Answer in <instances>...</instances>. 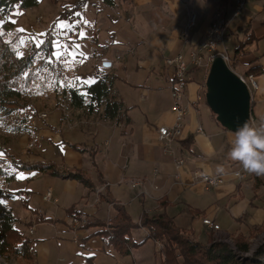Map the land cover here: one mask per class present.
Segmentation results:
<instances>
[{"label":"crops","instance_id":"obj_1","mask_svg":"<svg viewBox=\"0 0 264 264\" xmlns=\"http://www.w3.org/2000/svg\"><path fill=\"white\" fill-rule=\"evenodd\" d=\"M86 1L59 3L63 9L72 8L67 17L74 19L80 18L74 11ZM234 3L96 0L93 19L78 20L70 40L78 41L84 50L72 59L65 53L74 68L69 84L90 83L79 73L88 57L94 70L93 81L98 73L114 78L112 87L126 108L125 119L119 122L92 114L88 122L72 124L62 110H54L46 118L36 114L26 124L34 119L37 122L34 129H24L26 144L35 141L32 160L53 164L59 171H79L90 183L84 185L62 173L52 175L32 169L20 170L22 178L16 176L5 183L8 190H21L18 196H25L16 204H11L16 196L10 198V207L15 227L34 241L32 264H158L160 243L146 238L147 232L141 226L129 232L131 241L138 244L121 254L98 225L75 230L69 225V216L82 212L88 222L102 221L109 228L117 213L115 204L122 205L133 222H138L144 213L164 212L183 233L206 245L214 232L202 223L204 218L218 224L220 231L244 241L264 227V175L250 174L230 158L235 132L220 125L204 96L210 66L191 64V51L205 40L216 13L222 10L225 38L218 49L226 52L236 74L250 71L257 76L258 87L250 92V126L262 127L264 0H246L239 12ZM192 15L193 24L185 28ZM82 26L89 32L79 37ZM56 28L64 29L59 24ZM178 54L188 65L182 97L187 114L180 133L164 149L157 129L175 123L170 92L172 68L165 65V60ZM103 62L110 65L104 66ZM237 63L243 65V73L234 70ZM24 153L25 149H21V160L28 154ZM195 171L222 176L224 181L208 187L194 177ZM48 187L53 189L55 203L41 199Z\"/></svg>","mask_w":264,"mask_h":264},{"label":"trees","instance_id":"obj_2","mask_svg":"<svg viewBox=\"0 0 264 264\" xmlns=\"http://www.w3.org/2000/svg\"><path fill=\"white\" fill-rule=\"evenodd\" d=\"M37 4L38 0H0V108H14L19 98L22 99L36 91L38 85L43 86L44 80L41 77L44 73L50 77L51 88H56L61 80L66 81V54L63 50L59 53L60 48L55 47L58 40L53 32L55 20L58 18L42 33L38 44L32 42L28 54L20 53L22 32L15 28L9 15L16 6L23 9ZM71 9L64 6L59 17L70 15ZM113 79L112 76L98 73L96 79L90 83H66L65 87L71 94V105L84 109L87 114H99L106 120L122 121L125 119L126 108H123L122 101L113 90ZM28 169L52 175L62 173L84 185L90 184L86 176L79 171H59L50 163L26 164L20 159L0 156L2 182H11L15 180L17 171ZM20 192L21 190L0 187V196L7 198L18 196ZM115 209L117 213L109 222V228H106L107 224L102 221H89L84 227L98 225L102 235L121 254H127L130 246L138 244L131 241L129 232L131 228L141 226L147 232L146 238L161 244V259L158 264H261L257 258H264V245L260 246L254 257L238 259L227 244L212 241L206 245L193 240L192 236L183 233L164 212L144 213L138 222H133L122 205L115 204ZM15 222L12 208L5 202L0 203V257L5 258L6 264H32L35 261L34 241L17 229ZM263 229L264 227L258 228L256 232ZM237 244L239 250L246 251L248 248L246 242Z\"/></svg>","mask_w":264,"mask_h":264},{"label":"rangeland","instance_id":"obj_3","mask_svg":"<svg viewBox=\"0 0 264 264\" xmlns=\"http://www.w3.org/2000/svg\"><path fill=\"white\" fill-rule=\"evenodd\" d=\"M69 2H73V1H69ZM93 3H96V0H87L80 8L78 7L79 9L75 10L74 13L77 14L78 16L80 15V18L85 21L92 20L94 16ZM70 4L72 5V3ZM61 5L59 3V0H38V4L35 6H31L23 9L16 6L11 11L9 18L14 22L16 29L20 31L22 30L21 31L22 37L20 40L22 48L20 53H25V55L28 54L32 42L38 44L41 41L42 33L50 27L51 22L55 20V18L58 19L55 20L56 24L54 25L53 32L58 35V36L56 35V39L58 40V42L56 43L55 47L60 48L59 53H61V51L63 50L65 51V53H67V56L72 59V57H74L76 53L84 50L81 47V45L78 43V41L70 40L72 39L70 35L76 31L75 28L76 25H78V20H80V18L78 17V18L70 19V17L68 18L67 15L65 17H59L60 13L56 14V12L58 10H63ZM57 24L61 25V27H63L64 29L62 28H60L62 30L57 29L56 28ZM86 32H89V29L82 26V28L78 33V36L81 37ZM82 33L83 35H81ZM82 64H83V68L79 72L81 78L86 82H91L90 80L93 81L94 70L90 64V61L88 60V57L82 62ZM243 68H244L243 65L240 63H237V65L234 66V70L241 73H243ZM73 75H74V68L73 66H71V61L69 59H65V71H64V78L66 80L65 82L61 80L59 81V85L56 88H51L52 86H50L49 84L50 77L48 74L44 73L43 76L41 77V79L44 80L43 81L44 88H42L43 86L38 85L36 91L29 93L28 96H24L22 97V99L19 98L18 103L15 104L14 108H10V107L0 108V156L3 157L5 156L9 159H13L11 156L20 158L21 149H25L24 154L26 153L28 154H26V156H22L23 162H25L26 164H33V163H38L40 161V160H32V156H31L32 148H33V143H35V141L34 140L28 141L29 143L26 144L27 142L26 138L25 139L23 138L25 135L24 129L31 130L32 128L34 129L35 126H37V122L35 119L32 120L26 126V124L31 120L32 117L35 118L34 116L36 114H37L36 116L42 118L40 114L44 113L45 114L44 118H46L47 116L49 117V115L52 114L54 110L55 112L60 111V107H59L60 103L56 91L58 89H62V90L67 89L65 87L66 83L72 81ZM69 106H70L69 110L68 108H66L68 114L67 116L65 115V119L69 118L70 119L69 122L72 124L73 122L79 120L81 122L82 121L88 122L89 119L87 118L92 114L88 115L84 109L78 110L77 108H74L71 105V102ZM39 110L40 111L42 110V112L37 113ZM62 114L64 116V113ZM27 155L30 156L27 157ZM21 173L22 171H19V175L17 173L16 176L22 178L23 174ZM58 175H60V173ZM5 183L6 182H2L0 180V187H3L4 189L6 188L8 189V187L5 186L6 185ZM19 183L21 184L20 181ZM47 191H51L50 197H45V193ZM52 192L53 189L51 187L45 189V191L41 194L42 201L47 203L49 202L55 203L57 199L53 197ZM24 197H25L24 195L16 196L15 199L16 201H13L11 204H16L17 201L20 202ZM0 200L5 202L9 206H10V201H12V199L7 198L5 196H0ZM17 211H19V208L17 209ZM73 215L71 214L69 216L68 222L71 228L75 230L71 222L72 221L71 217ZM23 218H26V216ZM33 228H34L33 226L31 228H28V232L32 233ZM213 240L216 242L227 244L230 247V249H232V251L236 254V257H238L237 255H241V253L248 252L251 249H252L251 256L254 257L258 252L259 247L261 246L260 242H264V231H258L257 234L252 236L251 239H248L247 241L235 238L228 233H221V232L217 234L212 233L211 240L209 242H212ZM238 242H246L248 244V248H246V251L245 250L242 251L238 249V244H237ZM247 256L249 255L243 257L246 258ZM238 259H240V257H238ZM3 260L4 262H6L5 258L1 257L0 262L4 263Z\"/></svg>","mask_w":264,"mask_h":264},{"label":"built area","instance_id":"obj_4","mask_svg":"<svg viewBox=\"0 0 264 264\" xmlns=\"http://www.w3.org/2000/svg\"><path fill=\"white\" fill-rule=\"evenodd\" d=\"M246 0H234V5L236 12H239L240 9L244 6ZM222 10L218 11L216 13V18L212 21L210 28L206 34L205 40L198 44L192 51H191V64L193 66H201V65H207V67L210 66L212 60L216 56L223 57V59L226 61V63L229 65V58L225 51H221L218 49V46L223 43L225 38L224 33V27H225V21L223 19ZM193 24V15L190 17L189 22L185 28H188ZM185 31V30H184ZM184 36H186V32H182ZM88 42H92L91 38H87ZM169 67L172 68L171 70V77H172V84L170 86V92H171V98H172V110L174 111L173 114H175V123L174 126H171V133L172 138L178 135L181 131L182 127V121L186 113V107L182 105V97L183 92L185 88V74L188 68L187 63L183 60L182 54H178L173 58H169ZM240 78L246 83L249 92L252 90H256L258 87L257 84V76L254 73H247L244 75H239ZM57 97L59 99L60 103V109L63 111L64 115L68 114L69 105L71 102V94L68 89H58L56 91ZM41 117H45V114H40ZM262 127H264V121L262 123ZM158 135L159 139L163 141V126H160L158 128ZM30 147V146H29ZM182 161L179 159L177 160V163L180 164ZM194 177L201 179L206 186H215L218 184L223 183L224 179L222 176H210L200 171L194 172ZM51 191H47L45 193V197H50ZM72 226L75 229H78L80 227H84L88 223V216L85 213H79L77 215H73L72 217ZM202 223L208 226L214 234L217 233H224L220 231V227L218 224L214 223L210 219L204 218L202 219ZM214 241V240H213ZM261 246L264 245V242H260ZM260 248V247H259ZM252 249L248 252H243L241 255H237L238 257L244 258L243 256L249 255L251 258ZM243 254V255H242ZM249 256L246 257L250 258ZM258 262L261 264H264V258L259 257L257 258Z\"/></svg>","mask_w":264,"mask_h":264},{"label":"water","instance_id":"obj_5","mask_svg":"<svg viewBox=\"0 0 264 264\" xmlns=\"http://www.w3.org/2000/svg\"><path fill=\"white\" fill-rule=\"evenodd\" d=\"M104 66L110 65L103 62ZM205 100L224 128L235 132L250 124V92L246 83L226 63L223 57L212 60L205 80Z\"/></svg>","mask_w":264,"mask_h":264},{"label":"clouds","instance_id":"obj_6","mask_svg":"<svg viewBox=\"0 0 264 264\" xmlns=\"http://www.w3.org/2000/svg\"><path fill=\"white\" fill-rule=\"evenodd\" d=\"M229 155L248 173L264 175V127L254 128L248 123L238 127Z\"/></svg>","mask_w":264,"mask_h":264},{"label":"bare ground","instance_id":"obj_7","mask_svg":"<svg viewBox=\"0 0 264 264\" xmlns=\"http://www.w3.org/2000/svg\"><path fill=\"white\" fill-rule=\"evenodd\" d=\"M167 60H165V65L169 67V58H166ZM61 110V109H60ZM171 128L172 127H168V126H163V142H164V149H167L168 147V143L171 140L172 142V133H171ZM158 130V129H157ZM172 145V144H171ZM171 147V146H170ZM170 154V153H169ZM1 258V257H0ZM4 262V260H3ZM0 264H6V262L2 263L0 262Z\"/></svg>","mask_w":264,"mask_h":264},{"label":"snow or ice","instance_id":"obj_8","mask_svg":"<svg viewBox=\"0 0 264 264\" xmlns=\"http://www.w3.org/2000/svg\"><path fill=\"white\" fill-rule=\"evenodd\" d=\"M66 27V26H65ZM22 31V30H21ZM81 35H83V33L81 34ZM57 55H59V53H57ZM0 203H3V201L2 200H0Z\"/></svg>","mask_w":264,"mask_h":264}]
</instances>
